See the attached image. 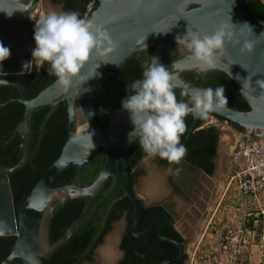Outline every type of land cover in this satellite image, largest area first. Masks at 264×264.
Listing matches in <instances>:
<instances>
[{"label":"water","instance_id":"95a60500","mask_svg":"<svg viewBox=\"0 0 264 264\" xmlns=\"http://www.w3.org/2000/svg\"><path fill=\"white\" fill-rule=\"evenodd\" d=\"M37 1L0 0V42L10 49L9 58L16 60L12 69L19 73H26L31 67V60L27 56L32 45L31 26L28 21ZM97 1V7L90 10L87 17L96 24L104 26L115 44L111 50L105 49L102 54H93L82 69V74L90 76L94 74V69L99 64L96 69L99 73L98 77L90 78L82 85L77 83L67 91L57 83L56 78L33 97L26 94L24 85L18 78H0L17 88L18 100L24 106L21 119L16 126L22 156L15 165L0 169V236H14L11 249L0 264H9L16 258H19L22 264H47V259L53 250L66 241L83 222L98 194L110 181L117 183L122 188V195L127 196L132 203L130 225L133 231L138 214V196L128 186L121 172V162L130 144L128 134L133 129L130 113L120 106L108 114V123L104 125L98 112V101L102 85L109 74L126 57L144 49V45L147 47L156 43L149 62L155 57L165 66L168 43L171 39L184 36L187 30L211 34L218 24L227 21L230 17V22L238 26L235 29L236 38L241 41L245 39L256 41L255 48L251 53L242 54L239 45L226 43L223 53L215 58V65L237 84L248 109H237L226 104L225 107L211 114L239 125L241 130L229 125L237 133L264 136V89L256 83L257 80H264V35H260L264 33V22L253 15L246 0ZM193 3L194 5H191ZM57 7L58 11H62L61 4ZM26 8L27 10H23ZM6 12L12 14L9 16ZM244 23L252 28V32L246 26H239ZM179 61L175 60V67L183 65ZM190 65L194 69L203 71L213 69H202L193 59ZM2 73L3 62H0V74ZM171 74V83L176 88L183 91L201 88L190 83L178 72ZM61 100L66 101V138L57 157L24 197L15 217L11 189L5 176L19 169L28 159V120L31 110L35 106L54 105ZM196 119L192 116L188 131L181 138V142L195 128ZM101 149L104 151V159L97 175L88 185H80L84 166ZM69 165L76 167L72 181L53 186L55 176ZM152 165L155 167L154 164ZM222 168L221 163L220 172ZM145 176L142 173L138 181ZM81 196L87 199L79 218L65 229L62 237L50 244L47 233L48 220L61 203ZM116 200L113 198L109 202L104 218L109 207ZM147 200L153 199L147 198ZM159 216L162 217V214ZM152 225L153 221L148 228ZM175 242L179 246V252L174 260L182 253L181 243ZM169 261L172 260L165 262ZM81 264H92V262L84 260Z\"/></svg>","mask_w":264,"mask_h":264},{"label":"trees","instance_id":"16d2710c","mask_svg":"<svg viewBox=\"0 0 264 264\" xmlns=\"http://www.w3.org/2000/svg\"><path fill=\"white\" fill-rule=\"evenodd\" d=\"M50 1L62 3L63 11H77L81 14V17H87L89 14L91 9L87 10L88 3L91 4V7H95L98 3L97 0ZM246 1L253 15L259 21L264 22V6L258 0ZM151 49L152 47L147 50V54L151 52ZM146 61L149 62L148 59H144L141 52L133 53L126 57L119 64V67L115 68L104 81L98 101V112L104 125L108 123V114L122 106V99L130 94V90L126 91L127 86L134 80L141 78L142 65ZM49 67L50 65L47 62L42 67L38 64H32L26 73L16 77L22 81L25 92L29 97L35 96L56 79L54 75L49 74ZM184 77L193 85L201 88L212 87L215 89L217 86L223 85L227 104L237 109H248V105L240 94L237 84L224 72H219L213 76L196 75L189 72ZM174 91L178 100H186L187 97L181 96L183 90L174 87ZM18 97L19 94L15 86L0 84V169L15 165L22 156L16 126L21 119L24 106L18 100ZM210 115L217 119L225 120L218 115ZM191 120V115L185 118L188 127ZM204 120L197 118L195 128L182 141L187 148V154L183 159L209 173L211 167L209 160L215 153L217 131L213 126L197 128ZM232 125L241 130V127L236 123H232ZM66 132L67 111L65 100H61L54 105H38L31 110L28 120V159L19 169L5 176L11 189L15 217L28 191L48 165L57 157L66 138ZM142 156H146V154L139 148L138 140L131 142L121 162V172L129 187L135 182L136 177L143 173V169L137 167V160ZM103 159L104 151L101 149L84 166L79 181L80 185H88L95 178ZM153 160L157 165L169 164L165 159H161L158 156L153 157ZM75 170L76 167L74 165H69L62 169L55 176L52 185L60 186L70 183L75 175ZM122 192V188L116 183L112 190L101 192L86 218L66 241L53 250L47 259V264H79L83 259L89 260L90 249L100 242L101 236L107 228L105 223L100 235L95 237L94 240L92 239L102 227L100 220L112 198H117V201L111 205L106 220L109 219L110 215L118 216L120 214V206L128 208L127 218L130 219L132 204L128 197H121ZM86 199L84 196L71 198L56 208L47 223L48 242L50 244L62 237L65 229L79 218ZM139 209L141 213V208L139 207ZM144 213V220H148L150 211H144ZM145 222L147 223L146 220ZM145 222L141 223V227L138 229L144 227L146 225ZM248 225H251V221H249ZM13 239L14 236L12 235L0 236V261L9 253ZM177 252L178 248L175 247L169 257H173ZM183 258L184 256H181L175 264H181ZM9 264L22 263L19 258H16Z\"/></svg>","mask_w":264,"mask_h":264},{"label":"clouds","instance_id":"9594fccd","mask_svg":"<svg viewBox=\"0 0 264 264\" xmlns=\"http://www.w3.org/2000/svg\"><path fill=\"white\" fill-rule=\"evenodd\" d=\"M6 13L9 16L12 14ZM239 26H246L252 32L247 23ZM237 27L229 17L218 24L211 34L187 30L183 37L176 39L202 69H211L215 67V58L223 53L226 43L239 45L242 54L254 50L256 41L236 38ZM33 38L32 61L41 67L47 62L50 65L49 74L57 78V83L65 91L77 83L82 85L90 78L98 77L96 69L99 64L90 76L82 74V69L93 54H102L105 49L111 50L115 46L104 26L96 24L91 18L81 17L77 11L50 10L35 18ZM10 54V49L0 42V62L8 59ZM142 69L141 78L127 86L126 91L130 90V94L121 101L122 108L130 113L133 125L128 134L129 142L138 140L139 148L149 157L158 156L169 164H179L187 154V148L181 142V137L188 131L185 118L192 115L207 119L211 113L225 107V88L223 85L215 89L193 88L181 92L187 100H178L168 67L152 57L151 62L146 61L142 65ZM256 83L264 89V80H257ZM0 84L6 85L7 81L0 80ZM179 171L175 169L176 174Z\"/></svg>","mask_w":264,"mask_h":264},{"label":"flooded vegetation","instance_id":"af4514ba","mask_svg":"<svg viewBox=\"0 0 264 264\" xmlns=\"http://www.w3.org/2000/svg\"><path fill=\"white\" fill-rule=\"evenodd\" d=\"M48 1L51 2L50 0ZM258 1L260 2V4H262V6H264V0ZM56 4H61L60 8L62 9V3L59 2ZM97 5L95 7H97ZM191 5H194V3ZM95 7H91L90 4L87 10H92ZM31 15L29 17L28 23L31 26L30 36L32 38V45L31 50L27 55L30 60L32 57L31 51L35 47V41L33 38V30L35 24L32 20ZM155 44L156 43L147 46L146 49L144 48L136 52H141V54L144 56V59H148L149 61ZM180 46H182V49H180ZM150 47H152L151 52L147 54V50ZM188 53V50L185 49L182 44L178 45L176 39H171L168 43L165 66L168 67L169 71L171 72H178L183 78H185L184 75L189 72L196 75L203 74L209 76H213L219 72H223L216 65L209 71L194 69L190 65L192 63V59L189 58L191 56H188ZM216 57H218V55ZM175 60H180L179 62L183 65L181 67H175ZM15 62V58H8L3 61V73L0 74V78H16L23 74L12 69V65ZM211 119V117H208L197 127L206 128L208 126H213L217 131L215 153L209 160L211 162L209 173L184 159H182L179 164L173 163L167 165H157L152 158V162L156 167L168 168L169 173L164 178L165 188L162 194L159 197L154 198L153 200L144 199L136 194L134 184L138 181V177L140 175L136 177L135 182L130 187L132 188L135 195L138 196V214L133 225V231L131 229L130 219L127 218V207L120 206V214L118 216L110 215L109 219L106 220L109 214V210L111 207L110 206L105 218L102 217V219L100 220V225L102 227L95 233L92 239L94 240L95 237L100 235V232L106 223L107 228L102 234L100 242L107 233H109L110 238H114L113 247L115 250V256L112 259L111 264H175V262L180 259L181 256H184V258L181 260V264L184 263L187 248L191 246V242L195 238L196 232H200L201 226L203 224V217L208 213L210 207L213 205L217 195L219 194L220 176L224 171L223 165L222 171L221 173H219L220 163H218V160L220 158L219 155L221 154L219 148L220 133L222 132V129L230 130L231 133L235 132L229 126L230 124L232 125V123H230L229 121L217 119L215 117H213V119H215L214 121H212ZM232 143L233 141L230 140H227L224 143V146L222 147L223 154H227L232 146ZM143 157L144 156L137 160V167H140L142 169L143 167L141 165V159ZM175 169H180L178 174H176ZM114 184L115 182L110 181L104 190H112L114 188ZM121 197L125 196L122 195ZM97 198L95 199L94 203L96 202ZM139 207L141 208V213ZM144 211H150L148 220L145 219L147 223L143 218L145 214ZM159 214H162V217H160ZM152 221L153 225L148 228ZM144 222L146 223V225L141 229H138L141 227L140 224ZM116 223L120 224L121 226L120 228L113 230L112 225ZM175 241L181 243L182 253L177 259L174 260L177 254L173 257H169V255L175 247L178 248L179 252V246ZM100 242L90 249V259H83L79 262V264H81V262L84 260L95 264L97 262V258L98 262H100V251L96 250ZM167 260L172 261L165 262Z\"/></svg>","mask_w":264,"mask_h":264},{"label":"rangeland","instance_id":"374dc122","mask_svg":"<svg viewBox=\"0 0 264 264\" xmlns=\"http://www.w3.org/2000/svg\"><path fill=\"white\" fill-rule=\"evenodd\" d=\"M57 5L48 0H38L31 15L34 24L35 18L38 19L47 11H58ZM31 63L37 65L36 61H32V57ZM227 140L233 141L234 135L230 130L222 129L219 139L221 156L219 155L218 163L223 165L226 154H223L222 147ZM141 161L143 174L146 175L144 178L150 174L158 176L164 190V178L169 173V169L153 167L154 163L147 155ZM144 178L134 184V189L139 197L147 199L148 196L144 193L141 183ZM220 179L219 194L203 217L200 232H196V238L187 248L183 264H264V219L257 214L262 206L239 194L232 186L224 189L223 174ZM249 221H251L250 226ZM120 226L118 223L113 224L112 229H118ZM109 238L107 233L96 250L99 251ZM98 263L100 262L97 261L95 264Z\"/></svg>","mask_w":264,"mask_h":264},{"label":"built area","instance_id":"2783aa9c","mask_svg":"<svg viewBox=\"0 0 264 264\" xmlns=\"http://www.w3.org/2000/svg\"><path fill=\"white\" fill-rule=\"evenodd\" d=\"M209 117L215 120L214 116ZM233 135L225 158L222 185L224 189L234 187L239 194L261 205L257 214L264 219V136L245 132Z\"/></svg>","mask_w":264,"mask_h":264},{"label":"bare ground","instance_id":"6f19581e","mask_svg":"<svg viewBox=\"0 0 264 264\" xmlns=\"http://www.w3.org/2000/svg\"><path fill=\"white\" fill-rule=\"evenodd\" d=\"M220 182H221V179H220ZM141 183H142V189H143L144 193L148 196L149 199L157 198L163 192V188L161 186L160 179L158 178V176H156L154 174H150L148 177L144 178ZM113 240H114V238H112V237L109 238L107 243L104 246H101V248L99 249V251H100V263H98V264H111L112 263V259L115 256V250L113 247Z\"/></svg>","mask_w":264,"mask_h":264},{"label":"crops","instance_id":"0c3cea01","mask_svg":"<svg viewBox=\"0 0 264 264\" xmlns=\"http://www.w3.org/2000/svg\"><path fill=\"white\" fill-rule=\"evenodd\" d=\"M195 238H196V237H195ZM195 238H194V239H195Z\"/></svg>","mask_w":264,"mask_h":264}]
</instances>
